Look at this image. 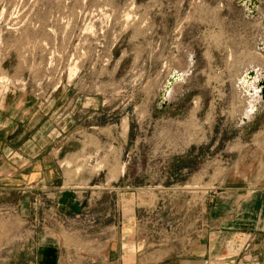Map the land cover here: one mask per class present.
I'll return each mask as SVG.
<instances>
[{
    "label": "rangeland",
    "instance_id": "rangeland-1",
    "mask_svg": "<svg viewBox=\"0 0 264 264\" xmlns=\"http://www.w3.org/2000/svg\"><path fill=\"white\" fill-rule=\"evenodd\" d=\"M239 1L0 0V95L23 93L38 123L57 124L53 160L86 180L77 224L116 215V190L99 191L121 173L125 222L144 248L181 252L247 219L262 225L244 205L264 193V100L246 117L233 85L264 67V0ZM172 70L184 79L160 106ZM10 184H0V264H22L28 242L71 222L55 216L48 186Z\"/></svg>",
    "mask_w": 264,
    "mask_h": 264
},
{
    "label": "crops",
    "instance_id": "crops-1",
    "mask_svg": "<svg viewBox=\"0 0 264 264\" xmlns=\"http://www.w3.org/2000/svg\"><path fill=\"white\" fill-rule=\"evenodd\" d=\"M254 68L259 71V76L264 72V67H251ZM238 78H235L233 86L243 93L244 90L237 85ZM13 92L0 95V184H20L27 192L32 190L30 186H48L57 207L55 216L71 222L69 226L52 227L56 236L51 239L28 242L22 252V264H264V242L259 238L264 235V222L252 225L255 222L249 219L246 223L251 225L214 232L219 235L207 241L198 238L181 252H164L165 248L160 247L144 248L140 227L125 222L124 205L118 196L122 193L119 192L121 173L117 176L116 185L114 183L99 191L102 194L105 190H116V215L96 211L94 216L104 218V223L94 226L77 224L75 221L87 216V211L82 209L86 201L80 199V193L86 191L82 188L86 186V180L63 176L60 166L53 160L61 146H51L55 140L59 144L61 141L54 135L57 124L50 120L51 117L38 123L39 119L31 113L32 107L26 96ZM15 95L16 100L9 102L7 98L13 99ZM244 97L246 105L250 97L247 94ZM258 102L260 100L251 103L253 108ZM33 129L36 131L30 134ZM18 170L20 183L16 181L19 177L14 175ZM244 208L246 218L253 219L258 210L264 217V193L253 195L245 202ZM88 212L92 216V211ZM81 240L84 243H80Z\"/></svg>",
    "mask_w": 264,
    "mask_h": 264
},
{
    "label": "water",
    "instance_id": "water-1",
    "mask_svg": "<svg viewBox=\"0 0 264 264\" xmlns=\"http://www.w3.org/2000/svg\"><path fill=\"white\" fill-rule=\"evenodd\" d=\"M240 3H243V5L252 8L253 6L257 5L258 0H240ZM261 43H259L260 45ZM262 48H264V43H262ZM192 59V56L190 57ZM255 75V72L253 69H249L244 78L247 82L253 80V77ZM176 80H183L181 75L177 73L175 70H172L168 76L166 77V80L164 84L162 85V88L158 92V103L160 106H165L168 103L166 94L171 89L172 85L176 82ZM255 88L256 93L259 96L261 100H264V72H262L261 76L258 79H255Z\"/></svg>",
    "mask_w": 264,
    "mask_h": 264
},
{
    "label": "bare ground",
    "instance_id": "bare-ground-1",
    "mask_svg": "<svg viewBox=\"0 0 264 264\" xmlns=\"http://www.w3.org/2000/svg\"><path fill=\"white\" fill-rule=\"evenodd\" d=\"M262 43L263 42H261V45H262ZM260 45V46H261ZM262 47V46H261ZM253 67V66H252ZM254 70V72H255V75H254V77H253V80H251V81H249V82H247L246 80H245V78H244V76H245V74H246V72L245 73H243V74H241V77L240 78H238V83H237V85H238V87L239 88H241V89H243L244 91H243V96H246V94H247V96H249L250 98L248 99L247 98V104L245 105L246 107H245V113H244V115L247 117L250 113H251V111L253 110V104L251 105V103H255V100L256 101H259V100H261L260 98H259V96L257 95V93H256V88H255V79H258L260 76H259V71L258 70H256V68H254L253 69ZM178 73V72H177ZM180 73H182V72H180ZM184 72H183V74H180L181 75V77L184 79ZM182 81V80H181ZM177 82H180V80H176V82L175 83H177ZM174 83V84H175ZM174 84L172 85V87H171V89L169 90V92L166 94V97H167V100H168V98L171 96V94H172V91H173V86H174ZM253 113V112H252ZM247 119V118H246Z\"/></svg>",
    "mask_w": 264,
    "mask_h": 264
}]
</instances>
